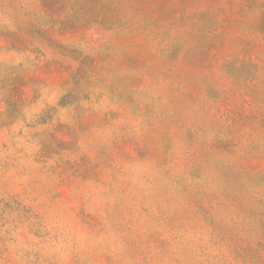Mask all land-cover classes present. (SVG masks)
<instances>
[{
  "label": "rangeland",
  "instance_id": "1",
  "mask_svg": "<svg viewBox=\"0 0 264 264\" xmlns=\"http://www.w3.org/2000/svg\"><path fill=\"white\" fill-rule=\"evenodd\" d=\"M0 264H264V0H0Z\"/></svg>",
  "mask_w": 264,
  "mask_h": 264
}]
</instances>
